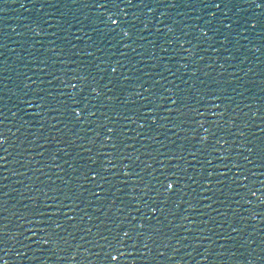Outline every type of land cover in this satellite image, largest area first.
I'll return each mask as SVG.
<instances>
[{
    "label": "water",
    "instance_id": "1",
    "mask_svg": "<svg viewBox=\"0 0 264 264\" xmlns=\"http://www.w3.org/2000/svg\"><path fill=\"white\" fill-rule=\"evenodd\" d=\"M0 264H264V0H0Z\"/></svg>",
    "mask_w": 264,
    "mask_h": 264
},
{
    "label": "snow or ice",
    "instance_id": "2",
    "mask_svg": "<svg viewBox=\"0 0 264 264\" xmlns=\"http://www.w3.org/2000/svg\"><path fill=\"white\" fill-rule=\"evenodd\" d=\"M171 187H172V185L170 184V185H169V188H171Z\"/></svg>",
    "mask_w": 264,
    "mask_h": 264
}]
</instances>
